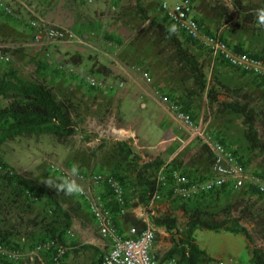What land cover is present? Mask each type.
<instances>
[{
  "label": "rangeland",
  "instance_id": "rangeland-1",
  "mask_svg": "<svg viewBox=\"0 0 264 264\" xmlns=\"http://www.w3.org/2000/svg\"><path fill=\"white\" fill-rule=\"evenodd\" d=\"M191 1L195 20L206 34L218 36V22L238 26L237 22L233 23L237 17L232 7L233 0ZM259 1L242 0V3L249 7ZM0 2V53L8 58L0 60V76L14 70L20 78L52 87L55 95L69 105L78 129L74 136L65 140L38 135L7 141L1 155L14 171L25 174L47 190L56 191L44 180L70 176L72 166L78 165V183L89 196L100 197L104 211H108L114 226L121 232L128 228V224H122L126 212H131L137 219L140 218V213L134 212L137 207L151 211L142 205L133 209L119 205L112 200L104 184H88L82 178L88 173H114L118 159L111 148L118 140L112 132L119 125L124 88L129 85L130 76L135 75L139 84L137 90L154 89L169 102H175L179 112L188 115L202 128L207 140L222 143L238 161L249 181L239 189L231 185L217 189L220 195L206 203L207 209L218 213L230 208L232 216L239 217L240 224L250 232L253 245L264 249V195L250 183L254 179L264 180V158L249 148L242 116L220 112L217 104L209 103L205 94L195 92L196 88L177 63L170 44L157 37L156 28L145 19L155 20L171 31L174 25L166 19L159 0H83L78 6L82 10L74 8L79 0ZM83 10L88 12V17L85 18ZM71 12L72 17L79 21L83 16L94 20L99 14V20L103 22L104 29L99 37L92 35L83 39L79 33L78 41L80 45H86V54L71 55V38L48 45L32 43L34 30L31 22L35 16L71 32ZM212 22L215 29L211 28ZM110 27L114 31L110 29L107 32ZM120 27L124 28L120 30L123 32L117 33ZM175 29L171 32L201 63L207 84L219 92L218 99L237 101L253 110L255 128L264 140V79L229 67L215 58L200 41L190 39L176 26ZM244 34L259 36L252 41L247 39L249 51L244 53L264 58V26L257 25L252 27V32ZM91 82L95 86L90 85ZM121 82H125L123 88L119 87ZM137 117L141 122L147 120L143 113ZM85 138L91 141L86 142ZM194 143L182 153L186 166L176 164L173 169L189 179L205 181L212 175L211 155L200 140L196 139ZM140 158L144 162L150 160L147 155ZM130 177L131 182L124 189L128 203L134 185L133 177ZM0 188V232L10 234V244L0 245L6 252L15 254V258L0 254V264H101L108 240L98 232L87 195L66 196L60 192L59 201L70 215L72 225L64 238V254L55 261L54 254L42 249L44 242L47 243V239L42 241L43 230L52 224L43 203L18 198L5 184ZM182 204L180 200L169 199L165 190L156 206L164 209V214L174 215L182 224L185 221ZM155 235V252L160 254L171 245L170 236L163 228L155 230ZM226 236L234 235L208 230H198L195 235L199 244L210 245L218 251L226 245ZM83 246L94 249L85 250Z\"/></svg>",
  "mask_w": 264,
  "mask_h": 264
},
{
  "label": "trees",
  "instance_id": "trees-1",
  "mask_svg": "<svg viewBox=\"0 0 264 264\" xmlns=\"http://www.w3.org/2000/svg\"><path fill=\"white\" fill-rule=\"evenodd\" d=\"M232 7L239 18L237 25L241 27L259 25L256 12L258 9L264 8V0L249 7L244 5L242 0H233ZM145 19L156 28L157 37L170 44L177 63L181 65L182 71L196 88L195 92L205 94L208 102L217 104L220 112L228 111L242 116L245 126L244 136L249 148L264 158V140L260 138L255 128L253 110L246 104L237 101L219 100L218 90L207 84L201 63L185 47L181 39L165 28L163 24L147 17ZM0 101H3V104L0 105V185L5 184L18 198L22 197L43 203L45 211L52 219V224L50 228L43 230L42 241L47 239V243L44 242L42 249L45 248L46 251L51 252L50 255H55L57 245L64 247L65 235L72 225L70 215L59 201L60 192L47 190L31 178L26 177L25 174L14 171L2 157L1 151L7 141L15 138L43 135L57 140H65L74 136L78 129L72 116V110L65 101L55 95L52 87L43 82L20 78L14 70L0 76ZM93 137L97 138L98 136L93 135ZM85 141L90 142L91 139L85 138ZM111 152L118 159V164L111 175L121 183L123 190L131 182L130 175L133 177L134 185H132L133 190L129 203L124 193L123 205L128 209L139 205L147 208L151 196L158 189L155 175L159 168L163 165L169 169L176 167L174 160L169 164H164L159 158L142 161L125 141H114ZM212 193L214 194L212 195ZM208 195L206 200L205 196ZM219 195L220 191L217 190L216 192L201 193L189 200L181 201L185 217L182 224L178 223L174 215L168 213L151 217V224L163 228L170 236L171 246L164 253L163 260H175L176 264H216L217 260L201 249L194 238L195 231L208 230L242 236L247 242L250 262L264 264V249L253 245L250 232L240 224L239 217L232 216L230 208L227 207L218 213L207 209L206 203L217 199ZM122 224H128V228L133 227L139 231L146 227V224L142 220L136 219L131 212L124 214ZM9 237L10 234L0 232V244H10ZM83 249L94 248L83 246Z\"/></svg>",
  "mask_w": 264,
  "mask_h": 264
},
{
  "label": "built area",
  "instance_id": "built-area-1",
  "mask_svg": "<svg viewBox=\"0 0 264 264\" xmlns=\"http://www.w3.org/2000/svg\"><path fill=\"white\" fill-rule=\"evenodd\" d=\"M160 7L166 19L176 26L190 39L200 41L215 58L221 59L229 67L245 74L261 76L264 79V59L248 55L244 52L232 50L221 38L203 32L193 16V3L191 0H159ZM0 7L2 4L0 2ZM8 13L10 10L5 8ZM32 43L48 45L53 42H65L72 39L69 30L57 27L48 22L45 18L35 16L33 22ZM7 56L0 53V60H7ZM95 86L94 82H91ZM125 82H121L119 87L123 88ZM167 103L169 110L175 119L186 127L203 145L208 147L211 155L212 175L205 181H195L189 179L181 172L169 169L166 165L159 168L155 175L157 190L151 196L148 208H152L161 200L163 192L166 190L169 199L185 201L201 193H208L217 189L225 188L227 185L234 189L243 187L247 178L241 171L240 165L235 157L220 142H210L204 136L202 128L197 126L192 119L177 110L175 102ZM88 184H104L112 200L119 204H124V190L121 183L112 175L101 173H88L82 176ZM250 183L257 191L264 195V180L254 179ZM80 195L90 200L91 212L97 222L98 232L102 238L108 240V248L103 254L101 264H176L175 260H163L157 257L155 249V227L147 224L143 230L127 228L121 233L113 224L108 211H104L100 197L93 198L87 191ZM41 248V247H40ZM55 261L60 258L65 251L61 245H57ZM0 254H5L15 258V254L6 252L0 245ZM216 264H240L232 259L217 260Z\"/></svg>",
  "mask_w": 264,
  "mask_h": 264
},
{
  "label": "crops",
  "instance_id": "crops-1",
  "mask_svg": "<svg viewBox=\"0 0 264 264\" xmlns=\"http://www.w3.org/2000/svg\"><path fill=\"white\" fill-rule=\"evenodd\" d=\"M81 1L83 0H79L78 4L74 5L75 9L82 10V7H78L81 6ZM79 10L76 11L79 12ZM82 12L85 18L88 17V12H86V10ZM84 16L80 21L75 20L71 12V55H83V53H87L85 48L86 45L82 46L79 44V33H82L83 39H89L92 35L99 37L103 32V22L99 20V14H96L94 20L85 19ZM213 22L211 23V28L214 27ZM235 22H239V18L236 17L233 20V23ZM217 26H219L216 28L219 38L224 40L229 47L236 52L249 51L250 42L247 39L252 41L254 38H259L257 35L252 37L251 34H247V36L244 34V32H252V27L257 25L246 26L247 28L239 25L237 27H231L229 23L219 24L218 22ZM110 29L114 31V28L110 27L107 32H110ZM123 29V27H120L119 30L116 31L117 33H121L123 31L120 30ZM137 82L135 75L130 76L129 85L127 86L126 84L123 91L124 93L119 109V125L117 127L115 126L112 134L115 136L116 140L127 142L131 150L139 156L147 155L150 159L159 158L164 164H169L174 160L180 167L183 165L186 166V160L181 158L183 156L182 153L187 147L195 145L194 142L197 138H194L191 132L175 119L167 103L162 101L157 91L154 89L144 91L137 90L139 85ZM140 113L147 116L146 122H141L137 117ZM160 208L155 205L154 208H149L151 211H146L145 208L137 207V209H134V212L137 210L140 213V218L137 219L142 220L147 225L151 224V217L164 214V209ZM158 228L159 227H155V230ZM197 231L194 233L196 243L213 259H232L240 264H252L250 262V254L247 250V243L242 236H226V245L218 251L210 245L199 244L195 237ZM167 250L159 254L155 252L154 249V252L157 257L162 258V255H164L163 253Z\"/></svg>",
  "mask_w": 264,
  "mask_h": 264
},
{
  "label": "clouds",
  "instance_id": "clouds-1",
  "mask_svg": "<svg viewBox=\"0 0 264 264\" xmlns=\"http://www.w3.org/2000/svg\"><path fill=\"white\" fill-rule=\"evenodd\" d=\"M258 24L264 26V8L258 9L256 12ZM175 32V26L170 29ZM80 176V168L74 164L71 168V175L60 178H47L44 182L56 190V192H62L66 196H75L83 193V186L78 183V177Z\"/></svg>",
  "mask_w": 264,
  "mask_h": 264
}]
</instances>
